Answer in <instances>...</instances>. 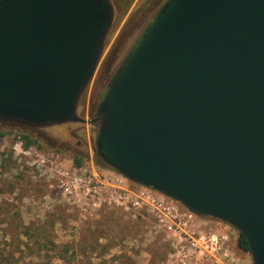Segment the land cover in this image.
I'll return each mask as SVG.
<instances>
[{
    "label": "water",
    "instance_id": "95a60500",
    "mask_svg": "<svg viewBox=\"0 0 264 264\" xmlns=\"http://www.w3.org/2000/svg\"><path fill=\"white\" fill-rule=\"evenodd\" d=\"M112 0H0V123L80 120ZM94 151L233 226L264 264V0H163L98 99Z\"/></svg>",
    "mask_w": 264,
    "mask_h": 264
},
{
    "label": "rangeland",
    "instance_id": "374dc122",
    "mask_svg": "<svg viewBox=\"0 0 264 264\" xmlns=\"http://www.w3.org/2000/svg\"><path fill=\"white\" fill-rule=\"evenodd\" d=\"M112 1L114 23L95 74L78 104V114L86 122L69 125L74 134L67 125L48 127L38 134L30 128L0 123V251L6 254L14 249L19 263H26L36 256L24 243L31 246L41 240L51 246V241L61 245L82 240L87 244L96 241V252L101 246L103 250L99 257L90 253L87 258L73 260L76 264H222L216 259L218 255L215 258L207 251L201 255L184 247L186 238L212 228L228 235L234 264H245V258L253 264L250 252L238 247V231L233 226L194 215L179 228L147 198L148 194L160 193L129 179L126 188L118 185L119 173L96 155L97 123L89 121L95 115L101 91L154 13L155 8L149 6L163 2ZM24 135L34 141L28 148L23 147ZM77 158L82 162L80 167L74 164ZM87 176H94L100 183L99 194L92 196L88 191ZM58 209L65 210V219H58ZM25 230L32 236H26ZM38 232L43 236L35 238Z\"/></svg>",
    "mask_w": 264,
    "mask_h": 264
},
{
    "label": "trees",
    "instance_id": "16d2710c",
    "mask_svg": "<svg viewBox=\"0 0 264 264\" xmlns=\"http://www.w3.org/2000/svg\"><path fill=\"white\" fill-rule=\"evenodd\" d=\"M153 10V12L158 8V6H149ZM152 12V13H153ZM23 147L28 148L30 145L34 143V141L28 136L24 135L23 137ZM81 160L79 158L74 159V164L76 167L81 166ZM64 209H58L57 210V216L58 219H65L64 218ZM97 229H94V232H96ZM35 230H33L34 232ZM45 231V230H44ZM26 236H32L31 231L25 230L23 232ZM38 236H43L42 233H39L35 235V238ZM87 244L84 241L80 240V242H71V243H65V244H57L51 241V246L49 244L41 242V240L33 242L31 246H29L28 243H24V247H26L31 255H35L36 259H32L28 262H20L21 264H76L73 260H78L81 257L87 258L88 254H95L96 257H99L101 254V250H103V246H101L100 250L96 252L97 247L99 244ZM237 245L238 247L244 251L249 252V245L246 240V238L238 232L237 237ZM110 246H108L109 249ZM99 255V256H98ZM98 259V258H97ZM130 262V261H127ZM19 259L15 256L14 249L5 253H2L0 251V264H20ZM86 264H90L86 263ZM103 264V263H100Z\"/></svg>",
    "mask_w": 264,
    "mask_h": 264
},
{
    "label": "built area",
    "instance_id": "2783aa9c",
    "mask_svg": "<svg viewBox=\"0 0 264 264\" xmlns=\"http://www.w3.org/2000/svg\"><path fill=\"white\" fill-rule=\"evenodd\" d=\"M119 175L121 179H116L119 182L118 185H122L126 188L125 181H128V179L121 174ZM86 183L88 191L92 193V196L100 193V183L94 178V176H87ZM147 198L151 201L153 206H156V208L160 209L163 214H165V217L169 221L177 223L179 228H181V225L186 226L187 222L191 221L192 216L195 215L182 204L181 206L178 205V201L164 196L161 193L160 196L148 194ZM209 230L210 231L208 232L199 234L197 237L190 236L189 238H186L184 247L191 249L194 252H198L201 255H205L206 251L215 258L218 255L222 257V259H220V257H217L216 259L217 261L220 260L222 264H234L233 257L230 255L231 253L228 247V235L221 234L219 231L212 228Z\"/></svg>",
    "mask_w": 264,
    "mask_h": 264
},
{
    "label": "flooded vegetation",
    "instance_id": "af4514ba",
    "mask_svg": "<svg viewBox=\"0 0 264 264\" xmlns=\"http://www.w3.org/2000/svg\"><path fill=\"white\" fill-rule=\"evenodd\" d=\"M79 104V103H78ZM85 107L82 108V110H84ZM76 112H77V115L78 117H81L83 118L81 115L78 114V105H77V108H76ZM95 116V115H94ZM93 116V117H94ZM92 117V118H93ZM83 122H81L80 120H76V121H70V122H65V123H59V124H48V125H42V126H38V127H34V128H31V130L33 131H36L38 132V134H41V130H44L45 128H48V127H52V126H62V125H67V129L70 131V133L74 134L73 133V130L71 129V127L69 125L71 124H81ZM45 135V134H43Z\"/></svg>",
    "mask_w": 264,
    "mask_h": 264
},
{
    "label": "crops",
    "instance_id": "0c3cea01",
    "mask_svg": "<svg viewBox=\"0 0 264 264\" xmlns=\"http://www.w3.org/2000/svg\"><path fill=\"white\" fill-rule=\"evenodd\" d=\"M212 226V225H211ZM231 252V251H230ZM231 255V254H230ZM232 256V255H231ZM233 257V256H232ZM231 258V257H230ZM244 262H245V264H248L249 263V261L247 260V258H245L244 259Z\"/></svg>",
    "mask_w": 264,
    "mask_h": 264
}]
</instances>
